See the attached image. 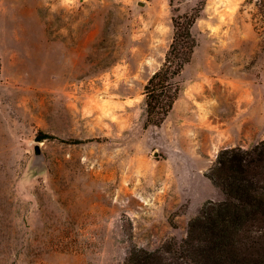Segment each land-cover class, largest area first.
I'll use <instances>...</instances> for the list:
<instances>
[{"label":"rangeland","instance_id":"1","mask_svg":"<svg viewBox=\"0 0 264 264\" xmlns=\"http://www.w3.org/2000/svg\"><path fill=\"white\" fill-rule=\"evenodd\" d=\"M185 13L200 16L180 96L147 124ZM262 139L264 0H0V264L158 253L225 199L220 150Z\"/></svg>","mask_w":264,"mask_h":264},{"label":"trees","instance_id":"2","mask_svg":"<svg viewBox=\"0 0 264 264\" xmlns=\"http://www.w3.org/2000/svg\"><path fill=\"white\" fill-rule=\"evenodd\" d=\"M199 16H173L171 46L145 85L147 124L161 125L180 96V76L197 45L193 26ZM42 134L39 140L54 137ZM208 177L225 199L206 202L190 221L186 238L158 253L142 251L133 263L130 256V264H264V139L221 149Z\"/></svg>","mask_w":264,"mask_h":264},{"label":"water","instance_id":"3","mask_svg":"<svg viewBox=\"0 0 264 264\" xmlns=\"http://www.w3.org/2000/svg\"><path fill=\"white\" fill-rule=\"evenodd\" d=\"M36 154H37V155H40V154H41V150H40L39 145H38L37 148H36Z\"/></svg>","mask_w":264,"mask_h":264}]
</instances>
